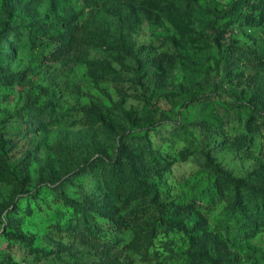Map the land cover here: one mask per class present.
Segmentation results:
<instances>
[{
  "label": "rangeland",
  "instance_id": "rangeland-1",
  "mask_svg": "<svg viewBox=\"0 0 264 264\" xmlns=\"http://www.w3.org/2000/svg\"><path fill=\"white\" fill-rule=\"evenodd\" d=\"M232 1L0 0V264H264L256 195L239 203L246 232L233 223L231 189L202 197L213 179L203 152L234 176L264 184V122L245 124L244 112L213 99L180 110L170 101H185L202 82L209 64L200 32ZM219 37L235 49L215 89L225 100L233 93L264 106V20L237 16ZM139 128L168 160L146 176L180 226L143 250L129 242L149 228L151 215L134 211L149 195L103 204L94 163L133 155L129 138ZM102 215L119 218L125 232L113 233L114 242L85 240L91 223L108 226Z\"/></svg>",
  "mask_w": 264,
  "mask_h": 264
},
{
  "label": "trees",
  "instance_id": "trees-1",
  "mask_svg": "<svg viewBox=\"0 0 264 264\" xmlns=\"http://www.w3.org/2000/svg\"><path fill=\"white\" fill-rule=\"evenodd\" d=\"M237 16L241 18L254 17L257 21L264 20V0H258L255 3H251L250 0H233L228 4V7L223 11L214 13L212 19H210L205 30L200 32V39L204 43V48L207 51V60L209 68L201 83L193 85L189 90L184 92L185 101L179 103L177 96L170 98L171 103L175 106L176 110H180L185 107L186 104H197L198 102L206 99H213L215 103L226 111L238 110V112H244L245 124L252 126L257 118L264 122V106L259 101H254L253 98L243 100L237 99L235 94L231 93V99L225 100L224 96L215 89L217 86V79L220 75H224L229 72V57L233 53L235 47L233 44H224L220 37V30L224 29L225 25L230 23ZM233 45V46H232ZM68 48H63L65 51ZM212 88L211 92H204L205 89ZM123 112L125 110L121 108ZM242 119V116L238 117ZM260 121V122H261ZM259 122V123H260ZM147 128H139L129 138V145L127 148L134 154L131 156L112 158L100 157L95 164V168L98 169L99 178L105 187V195L100 198L103 204H107L108 199H119L122 203L127 204L131 200H139L149 195L148 200L143 201L144 205H136L134 211L140 215H151L149 222V228L146 232H140L137 236H134L129 242L133 248L143 250L150 241H152L159 232H169L172 230H178L179 223L176 218L171 215H167V205L163 201L155 200L157 184L149 180L146 174L152 171L153 173L164 169L166 163L165 160L156 156L152 151ZM250 140L249 135L245 136L241 145H248ZM3 142L0 141V170L5 172L2 165V157L4 155ZM206 169L209 175L212 176V180L207 184L206 190H203L202 197L215 198L223 193V189H231L235 214L233 223L236 222L245 226L242 232L251 230L252 228L247 225L249 219L247 215H243L244 207L239 204L242 201L249 203V195L255 194L256 200L253 201L254 205H257V209L264 210V184L251 182L243 177L234 176L228 170L221 166L208 161V154L203 152ZM148 191H151L148 192ZM150 193V194H149ZM245 198V199H243ZM259 200V201H258ZM89 203V202H88ZM88 203L80 206L82 211L89 209ZM243 204V203H242ZM244 205V204H243ZM246 207V205H245ZM248 208V207H247ZM152 214H149L151 213ZM185 211V210H184ZM189 216H192L191 210L187 209ZM138 215L134 214L135 217ZM107 222L108 226L102 228V224L91 223L90 227H86L84 232L85 240L87 241H105L114 242L111 240L113 233L119 237V233L125 232L123 230L122 223L119 218L110 215H102ZM196 220H200L196 218ZM84 222V221H83ZM108 237V238H107ZM196 240L190 239V254L194 257L199 256V252L195 250Z\"/></svg>",
  "mask_w": 264,
  "mask_h": 264
}]
</instances>
